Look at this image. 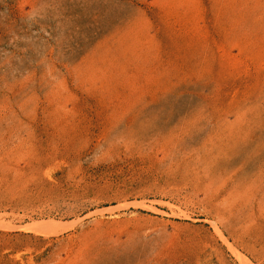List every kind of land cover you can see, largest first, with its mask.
Instances as JSON below:
<instances>
[{
  "label": "rangeland",
  "instance_id": "374dc122",
  "mask_svg": "<svg viewBox=\"0 0 264 264\" xmlns=\"http://www.w3.org/2000/svg\"><path fill=\"white\" fill-rule=\"evenodd\" d=\"M0 264H264V0H0Z\"/></svg>",
  "mask_w": 264,
  "mask_h": 264
}]
</instances>
